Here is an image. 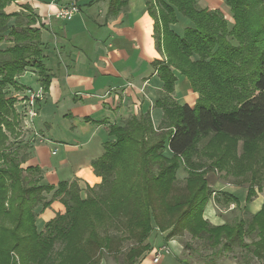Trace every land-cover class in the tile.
Masks as SVG:
<instances>
[{
	"label": "trees",
	"instance_id": "1",
	"mask_svg": "<svg viewBox=\"0 0 264 264\" xmlns=\"http://www.w3.org/2000/svg\"><path fill=\"white\" fill-rule=\"evenodd\" d=\"M12 1L0 0V264H97L101 249L126 239L136 243L126 253L127 263L133 264L150 248L143 243L154 228L166 232L165 241L186 231L210 249L238 247L263 260L264 201L256 213L217 225L204 219L203 212L215 195L206 173H230L238 141L245 151L249 144L264 141V0H223L232 14L230 27L218 10L200 8L196 0H145L161 55L152 66L162 84L154 103L162 118L154 126L150 112L142 111L121 125L108 126L113 140L104 143L103 154L91 162L101 182L88 188L85 197L76 181L56 187L40 184L39 168L22 169L7 151L4 129L12 132L17 118V99L7 87L28 86L19 82L27 71L35 74L45 93L51 80L47 45L41 39L44 24L28 4L6 12ZM98 1L106 2L109 18L129 0H91ZM179 16L189 21L181 34L171 27ZM178 75L198 94L193 106L172 99ZM203 138L209 140L198 149ZM195 157L210 162L206 166ZM259 159L264 163V156ZM181 164L187 176L178 187ZM24 171L32 172L33 179L27 181ZM261 189L260 184H249L244 202ZM53 190L52 198L65 212L37 231L36 208L49 206L43 192ZM218 196L240 204L229 193Z\"/></svg>",
	"mask_w": 264,
	"mask_h": 264
},
{
	"label": "crops",
	"instance_id": "2",
	"mask_svg": "<svg viewBox=\"0 0 264 264\" xmlns=\"http://www.w3.org/2000/svg\"><path fill=\"white\" fill-rule=\"evenodd\" d=\"M76 1L80 12L72 20L55 17L61 6ZM23 4L30 5L44 24L41 39L47 45L45 64L51 74L45 99L38 107L40 138L35 137L30 145L27 165L39 168L40 184L56 187L62 181H76L81 196L85 197L88 188L101 182L91 162L103 154V144L113 140L108 126L121 125L142 111L150 112L154 126L162 118L161 109L154 107L162 86L152 66V61L161 59L152 37L154 21L145 9V0H129L122 11L109 18L105 1L14 0L7 8L13 6L15 9L10 11H19ZM24 74L29 77L26 85L36 88L35 74L28 71ZM182 96L197 98L198 94L190 90L179 97ZM184 103L193 106L187 100ZM165 155L169 157L170 153L166 150ZM220 175L221 172L210 171L206 176L213 193H229L242 204L246 195L241 199V192L234 188V178L224 179ZM49 201L46 208L40 205L36 208L37 231H42L49 220L65 210L58 199ZM263 201L264 192L257 191L256 198L241 207L251 215ZM234 207V203H226L219 196L218 200L212 197L203 215L216 225L222 224L226 215L219 211L231 212ZM151 233L153 243L149 236V250L134 264H186L176 241H165V235L156 228ZM162 245L167 246L169 253L153 263L154 250Z\"/></svg>",
	"mask_w": 264,
	"mask_h": 264
},
{
	"label": "rangeland",
	"instance_id": "3",
	"mask_svg": "<svg viewBox=\"0 0 264 264\" xmlns=\"http://www.w3.org/2000/svg\"><path fill=\"white\" fill-rule=\"evenodd\" d=\"M196 1H197V6L200 8L218 10L223 15L224 19L228 22L229 27L232 25L233 23L232 14L230 12L229 7L224 3L223 0H196ZM76 3H78V1H76ZM12 9H15V8L13 6H11V8L6 7L7 12H12L10 11ZM187 21H185V19L179 16L177 24L172 25L171 27L178 34H181L183 28L189 25L188 23L189 21L188 22ZM28 75H31V74L28 73ZM27 81H29V77H26L25 74L19 77V82L24 83L26 85ZM176 85H177V89L175 88ZM32 86L33 85H31V87ZM37 87H39V85ZM26 88H28V86H26L25 88H22V86H19L18 90H15L13 87H10V86L7 87L8 94L16 97L17 99L13 105L14 108L16 109L17 118L15 120L14 130L12 132L4 129L6 135L8 136L7 143H8L9 150L7 151L8 152L10 151L12 153V156L20 163V167L22 169H25L26 167H28L27 160H28V155L30 154V148H31L30 145L35 140L34 138L35 137L40 138V135L37 130L38 121H39L37 117L39 115V111H38V115L36 117H33V123L31 125V122L29 120L30 118L28 115V111H26V108H25L24 99H25V96L28 90ZM180 89L182 91H180ZM190 90L191 88L189 87L187 81L181 75H178L177 81L174 86V91L172 93V99H174L177 103H180V104H183L184 100L185 101L187 100L189 104L194 105L197 98L193 96H190L189 98H185V96L184 98L183 96L179 97L181 93L183 92L187 93V91L190 92ZM41 102H38V105H37L38 107ZM208 140L209 138L201 139L199 143L197 144L198 149H202L203 147H205L206 146L205 144L208 142ZM233 154L235 155V158L237 161L228 165V169L230 170V173L226 172V170H222L223 171L222 172L217 169H214L211 171L221 172V175L224 179L232 180L234 178L233 180L236 182L234 188L238 189V191L241 192V195H242L241 199H244V195H246V190L249 184L262 185L261 191L264 192V163L260 161L259 159L260 157L264 156V141L258 142L257 144H249L248 147L246 148V151L244 150L243 142L238 141L236 144L235 152ZM200 158L195 157L194 161L198 163L200 162L205 163L206 166L209 164L210 161L208 159L206 158L200 159ZM246 168H248V170H246ZM208 172L206 173L205 176H207ZM236 172H242V173L240 175H236ZM23 175L26 177L27 181L33 179L31 177L32 172L24 171ZM186 176H187V172L185 171L184 166L181 164V166L176 171V183L178 187L183 186L184 179ZM227 176H231L232 178H228ZM53 192L54 190L50 192H43V197L45 201L51 200V198L53 197L52 196ZM218 195L220 194L218 193L215 195L213 194L212 197H217ZM256 196H257V191H256L255 196H253L252 199L256 198ZM242 204H245V203L242 202ZM242 204L235 205V207L233 208L231 212H227L221 209V211H219L220 212L219 214L226 215L225 216L226 222H231L235 218H240L242 216H250V214L249 213L247 214V212L244 211V208L241 207V206H244ZM63 213H59V214H63ZM204 219L208 220L206 217ZM208 221L211 224L216 225L212 223L210 220ZM112 233H115V232L113 231ZM163 234L166 235V232H164ZM149 236H150L151 243H153L154 235L150 233ZM170 239L171 241L174 240L177 242V244H179L180 250H181L180 255L183 257L186 264H264V259L261 260V259L253 258L250 253L246 252V250H243L238 247L233 248V250L231 251L210 249L206 247L205 245H203V243H201L200 240L192 238L191 235L186 231L183 234L175 235ZM245 241L249 242L250 239L246 238ZM59 244L55 245L57 249H59L58 248ZM143 244H149L148 238L145 240ZM133 247H136V243L132 239H126L123 242L113 243L110 246V249L100 250V259L97 262V264H128L127 263L128 261L126 260V253L129 249ZM146 251H144L136 259V261ZM154 253H155V250H154Z\"/></svg>",
	"mask_w": 264,
	"mask_h": 264
},
{
	"label": "built area",
	"instance_id": "4",
	"mask_svg": "<svg viewBox=\"0 0 264 264\" xmlns=\"http://www.w3.org/2000/svg\"><path fill=\"white\" fill-rule=\"evenodd\" d=\"M79 13V8L75 3H69L67 5L61 6L55 13V17L63 20L70 21L76 14ZM44 90L39 86L37 88H30L27 90L24 103L26 111H28L29 120L31 125L33 123V117L38 115V102H41L45 98ZM169 249L167 246H160L154 253V257L152 259L153 263H157L163 254H168Z\"/></svg>",
	"mask_w": 264,
	"mask_h": 264
}]
</instances>
